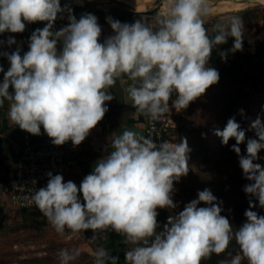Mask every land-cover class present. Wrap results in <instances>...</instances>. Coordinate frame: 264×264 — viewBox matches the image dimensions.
Masks as SVG:
<instances>
[{
	"label": "clouds",
	"instance_id": "obj_1",
	"mask_svg": "<svg viewBox=\"0 0 264 264\" xmlns=\"http://www.w3.org/2000/svg\"><path fill=\"white\" fill-rule=\"evenodd\" d=\"M162 3L163 13L152 23L108 17L113 34L101 42L98 18L84 13L77 19L67 4L61 7V0H0V34L23 33L26 24L46 22L32 32L28 51L22 54L19 46L10 53L0 51L9 63L7 71L0 66V107L7 102L10 122L37 136L43 128L53 145L71 141L75 147L104 118L118 81L135 112L150 122L170 112V100L179 112L204 95L220 78L208 66L213 49L232 37V48L220 52L222 60L228 52L242 51L243 20H221L209 35L205 23L212 15L211 0ZM65 12L69 23L54 31ZM6 43L10 47L17 42L9 37ZM250 130L257 138H246L232 117L223 130L214 131L223 145L235 139L231 150L250 181L243 189L250 197L246 220L238 228L221 214L222 202L207 188L161 227L157 209L178 206L172 198L174 182L190 170V148L186 138L158 143L129 129L111 137L112 150L96 161L79 186L49 172L46 186L31 201L57 234L91 230L90 243L108 232L123 237L128 246L125 264H202L225 253L233 241L238 251L227 252L219 264H264V215L252 210V198L264 208V166L255 163L264 150V122L257 117ZM245 142L246 154H241ZM201 203L207 206L199 207ZM80 255L79 248L60 249L57 264H76ZM93 264H119V257L100 247Z\"/></svg>",
	"mask_w": 264,
	"mask_h": 264
},
{
	"label": "rangeland",
	"instance_id": "obj_2",
	"mask_svg": "<svg viewBox=\"0 0 264 264\" xmlns=\"http://www.w3.org/2000/svg\"><path fill=\"white\" fill-rule=\"evenodd\" d=\"M137 1L149 3L137 6L152 4L150 10L164 11L162 0ZM211 5L212 15L209 17L234 14L242 18L243 49L240 56L233 54L228 64L221 69L218 83L184 109L177 143L181 138L187 139L190 170L179 182L174 183V202L178 206L173 211L183 209L188 201L197 198L198 191L207 188L218 202H222L221 214L230 220L234 228H238L246 220L240 217L249 207L250 197L243 189L250 181L244 178L239 157L231 150L235 139L223 145L214 131L223 130L228 119L235 117L241 129L245 130L246 138H257L255 131L250 130V125L257 117L264 122V72L256 77L255 72L249 70L250 61L261 63L259 59L264 57V4L252 2L242 5L241 0H211ZM255 47L259 49L260 55L252 58V48ZM240 109L244 110L243 115ZM240 148L241 154H246V142ZM258 155L261 159L255 163L264 166V150ZM252 199L256 204L252 210L264 215V208L258 210V201ZM73 240L63 239L39 216L31 217L21 225L13 219L7 224L0 221V264H57L58 251L70 249L66 244L75 242ZM17 244L18 248L15 247ZM43 249H47V254L43 253ZM202 264L205 262L202 261Z\"/></svg>",
	"mask_w": 264,
	"mask_h": 264
},
{
	"label": "crops",
	"instance_id": "obj_3",
	"mask_svg": "<svg viewBox=\"0 0 264 264\" xmlns=\"http://www.w3.org/2000/svg\"><path fill=\"white\" fill-rule=\"evenodd\" d=\"M118 1H125L132 7L137 6L140 3L149 4L148 1L137 0H61V7L63 8L67 4L71 7L72 14L77 19H79L84 13H91L95 15L98 20L103 22H107V18L111 17L122 23L129 24L138 19H144L145 21L152 23L157 15L162 14L135 13L118 3ZM150 9L151 8H146L140 11L144 12L149 11ZM65 13L67 14V12ZM232 16L238 15L231 14L207 17L205 27L208 29L209 35L213 34L212 27L214 24ZM45 24L46 22L26 24V29L23 33L5 32L0 34V41H6L9 37L14 38L17 36L31 35L34 30L37 28L42 29ZM233 40L234 38L229 37L227 43L218 45L213 49L208 66L213 67L220 72L221 69L228 64L233 53L228 52L227 59L224 61L220 56V52L231 49L234 43ZM0 66L7 71L9 63L0 62ZM2 80L3 73H0V82H2ZM122 87L121 82L118 81L115 87L110 90L114 98L113 100L106 102L109 110L102 121L91 130L90 134L79 146L74 147L71 141L62 145L66 161L75 162L67 171L60 173L65 182L71 180L79 186L83 178L93 170L96 161L106 156L112 150L110 139L113 135H119L123 130L129 129L145 136L146 116L135 112V109L131 105V100L126 98ZM169 104L171 107V100ZM171 108L174 109L175 116L169 123L163 140L177 143L184 111L178 112L174 107ZM25 136L28 137V141L34 147H46L52 143L51 139L43 133V128H41V135L37 136L23 131L18 126L11 123L8 119V104L6 102L3 107H0V221H5L6 224L10 223L12 219L19 225L24 224L27 222V217L31 214V217L39 216L43 222L47 223L46 219L42 218V213L39 210H25L13 206L10 203V195L5 190L7 172L20 158L21 150L25 142ZM175 192L176 190L173 193V201L176 198ZM173 210L174 209H157L158 213L166 212L169 214H174L175 211ZM26 214L28 216H26ZM50 226L51 225L49 224V227ZM90 233L93 235L91 230ZM59 236L65 240L74 239L73 241L75 242H68L66 246L69 245L70 249L79 248L81 250V255L76 264H93L94 251L100 247H104L108 249L112 255L118 256L119 264H125L124 254L125 251L128 250V246L123 243V237L115 232H108L107 237L102 236L91 245L81 241L76 235H72L68 231L64 234H59ZM15 247L18 248V244ZM46 250L47 249H43L44 254H47Z\"/></svg>",
	"mask_w": 264,
	"mask_h": 264
},
{
	"label": "built area",
	"instance_id": "obj_4",
	"mask_svg": "<svg viewBox=\"0 0 264 264\" xmlns=\"http://www.w3.org/2000/svg\"><path fill=\"white\" fill-rule=\"evenodd\" d=\"M68 14L63 15V19L58 18L54 24V31L66 26L69 21ZM102 28V35L100 41L112 35L111 26L107 22L98 20ZM17 36L14 37L16 44L8 46L6 41L0 44V51H8L9 53L15 51L19 46L22 48V53L28 50L29 37ZM0 62H8L3 56H0ZM182 112L184 111L181 110ZM175 116V111L170 107V112L164 118L157 122H150L146 117L145 137H150L156 142L163 141L169 123ZM75 162L66 161L65 152L61 146L53 145L52 143L46 147H34L25 136L24 146L21 150V156L16 164L9 169L6 178L5 190L10 195V203L22 209L39 210L35 207L34 202L31 201V195L42 187H45L48 182L47 173L51 172L53 175L67 171ZM92 234L90 230H85L83 234H76V237L81 241L91 245L88 241Z\"/></svg>",
	"mask_w": 264,
	"mask_h": 264
},
{
	"label": "trees",
	"instance_id": "obj_5",
	"mask_svg": "<svg viewBox=\"0 0 264 264\" xmlns=\"http://www.w3.org/2000/svg\"><path fill=\"white\" fill-rule=\"evenodd\" d=\"M252 49L254 50L253 55H251L252 58H255L256 56L258 57L260 55L259 49L257 47L252 48ZM233 54L236 55V56H240L242 53H241V51H236ZM263 58L264 57H260V59H259L261 61V63H259V62L258 63L257 62L253 63L252 61H250L249 70L255 72V76L256 77H260L263 74V72H264V62H263ZM180 121H181V119H180ZM189 202H191V201H188L187 203H189ZM198 206L199 207H206L207 205L201 203ZM247 208H249V207H247ZM259 208H260V206L257 207L258 210H259ZM25 210H28V209H25ZM182 210L183 209H181L180 211H182ZM243 210H244V208H243ZM243 210H241V211H243ZM180 211L175 212L174 214H178ZM244 213H245V211L242 213V216L240 217L241 219L246 218L244 216ZM31 215L28 216L26 214V216H28L27 217V220L31 217ZM169 215H173V214H169V213H166V212H159V215L157 217V220H158V223L161 225V227H163V225L167 223V218L169 217ZM237 251H238V246L233 241L229 245V248L226 250L225 253H222L219 256L213 254L210 259L204 260V262H205V264H219V261L220 260L225 259V258H228L227 257V252H232L233 254H236ZM242 264H246V262H242Z\"/></svg>",
	"mask_w": 264,
	"mask_h": 264
},
{
	"label": "water",
	"instance_id": "obj_6",
	"mask_svg": "<svg viewBox=\"0 0 264 264\" xmlns=\"http://www.w3.org/2000/svg\"><path fill=\"white\" fill-rule=\"evenodd\" d=\"M118 3H120L121 5L125 6L126 8L130 9L131 11L135 12V13H146V14H156V13H160V11L158 9H153V10H149V11H135L133 9V7L128 4L127 2L125 1H118Z\"/></svg>",
	"mask_w": 264,
	"mask_h": 264
},
{
	"label": "bare ground",
	"instance_id": "obj_7",
	"mask_svg": "<svg viewBox=\"0 0 264 264\" xmlns=\"http://www.w3.org/2000/svg\"><path fill=\"white\" fill-rule=\"evenodd\" d=\"M252 2H259L261 4H264V0H241L242 5L247 4V3H252ZM163 4V3H162ZM152 5V4H151ZM151 5H144V6H134L133 9L135 11H140L145 8H149Z\"/></svg>",
	"mask_w": 264,
	"mask_h": 264
}]
</instances>
